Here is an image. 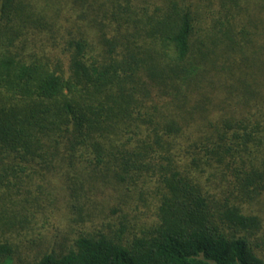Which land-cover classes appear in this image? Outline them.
Wrapping results in <instances>:
<instances>
[{
	"label": "trees",
	"instance_id": "obj_1",
	"mask_svg": "<svg viewBox=\"0 0 264 264\" xmlns=\"http://www.w3.org/2000/svg\"><path fill=\"white\" fill-rule=\"evenodd\" d=\"M33 179L0 264H264V0H0L1 229Z\"/></svg>",
	"mask_w": 264,
	"mask_h": 264
},
{
	"label": "rangeland",
	"instance_id": "obj_2",
	"mask_svg": "<svg viewBox=\"0 0 264 264\" xmlns=\"http://www.w3.org/2000/svg\"><path fill=\"white\" fill-rule=\"evenodd\" d=\"M42 40L43 39L35 40L34 46H36L37 48H40L38 51L39 53L37 52V54L39 56H45V55L49 56V53H51L50 51L52 49L48 46V44L43 43ZM37 48H35L36 51L38 50ZM30 49L31 51L34 52L33 45L31 46ZM28 186H29L28 190L30 191V194L27 195V197L25 198V201L27 200L28 202L32 203V204L26 205L25 213L28 215L27 216L28 222L27 223L22 222L21 227H18V229L14 230L13 232H7L8 231L7 229L6 231L0 228V238L2 240L6 238L9 241L11 240L10 242H13L11 244H14V246H16V249L18 252L17 254H19L21 258H28L29 256L30 257L33 256V254H35L36 252H38V250L41 249L39 246L44 248V246H46L47 243L45 242L46 240L43 238V235L47 236L48 238L49 234L50 235L53 234V232H55V229L60 224L58 222V217H57L59 216V214L55 215L56 217L55 219L54 215H52L51 213V210L48 211L46 208L44 210L41 209L42 201H41V197L39 196L40 195L39 189H38L39 183L37 182V180L33 179V181ZM52 186L49 187V191L51 193H55V188H53ZM34 195L39 196L37 201H33ZM6 203L7 202H5V204ZM8 206H9L8 212L11 213L12 211L10 210V204H8ZM109 207L103 206L102 208H100L103 211V216L100 217V218H103V219H100V220H103L102 222L106 223L108 221H112V219L116 217V216H113L112 218H108V219L105 218L106 216L107 217L109 216V211H108ZM139 208H140V212L143 214L139 215L137 223L140 225L141 224L146 225L148 224V222L151 221L152 212L148 210L147 207H144V206L142 207L139 206ZM253 210L262 218L263 225H264V207L261 205L255 206L253 207ZM9 213L7 215H9ZM43 213L45 214V216H43ZM45 218H48V220H45ZM88 228H90V226H88ZM31 241H34V243L30 244Z\"/></svg>",
	"mask_w": 264,
	"mask_h": 264
}]
</instances>
